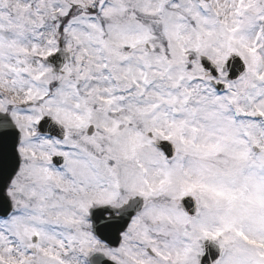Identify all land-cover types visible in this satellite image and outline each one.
<instances>
[{"label": "snow or ice", "instance_id": "obj_1", "mask_svg": "<svg viewBox=\"0 0 264 264\" xmlns=\"http://www.w3.org/2000/svg\"><path fill=\"white\" fill-rule=\"evenodd\" d=\"M0 264H264V0H0Z\"/></svg>", "mask_w": 264, "mask_h": 264}]
</instances>
